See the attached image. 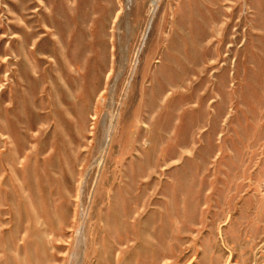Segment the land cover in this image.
Segmentation results:
<instances>
[{"label":"rangeland","instance_id":"rangeland-1","mask_svg":"<svg viewBox=\"0 0 264 264\" xmlns=\"http://www.w3.org/2000/svg\"><path fill=\"white\" fill-rule=\"evenodd\" d=\"M0 264H264V0H0Z\"/></svg>","mask_w":264,"mask_h":264}]
</instances>
